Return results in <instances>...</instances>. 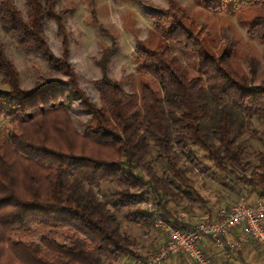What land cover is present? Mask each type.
I'll list each match as a JSON object with an SVG mask.
<instances>
[{"label": "trees", "instance_id": "obj_1", "mask_svg": "<svg viewBox=\"0 0 264 264\" xmlns=\"http://www.w3.org/2000/svg\"><path fill=\"white\" fill-rule=\"evenodd\" d=\"M202 2L228 14L264 6V0ZM55 3L23 0V15L13 0H0V29L21 52L37 51L66 78L21 90L0 44V121L6 123L0 129V264L117 263L137 247L119 213L127 222L150 226L156 215L173 228L191 229L180 213L207 204L187 177L209 171L197 153L222 188H249L264 201V80L254 83L255 59L248 60L247 75L238 74L232 50L215 53L167 0V9L146 8L147 16L160 39L195 57V74L138 45V69L148 81L126 93L105 74L111 48L92 83L96 106L75 83L66 58V11L56 12ZM45 20L60 37L58 59L46 46ZM246 35L264 44L263 16L253 18ZM72 101L89 116L81 131L71 121ZM35 229L37 240L29 237Z\"/></svg>", "mask_w": 264, "mask_h": 264}, {"label": "rangeland", "instance_id": "obj_2", "mask_svg": "<svg viewBox=\"0 0 264 264\" xmlns=\"http://www.w3.org/2000/svg\"><path fill=\"white\" fill-rule=\"evenodd\" d=\"M172 1L190 18L198 37L203 39L210 49L215 53L222 48L227 52L232 50L231 63L238 74L247 75V62L253 58L258 62V73L254 83L264 80L262 60L264 44L246 35V29L253 22V18L264 17V6L250 7L228 14L224 11L206 9L202 0ZM13 2L24 15L23 0ZM146 8L167 9V0H56L55 11H66L63 28L67 62L73 70L78 89L91 104L96 106L99 104L92 83L101 77L98 62H101L106 51L111 48L113 51L104 62L105 74L116 81L126 93L138 92L139 84L148 81L147 76L138 69L134 51L138 45L149 51H161L167 58H172L180 70L195 74V57L178 48L173 42L160 39L153 30ZM43 30L49 52L55 59L60 58L61 40L55 25L52 21L45 20ZM0 44L5 58L17 73V82L21 90L31 91L36 86L66 80L59 71L50 67L37 51L21 52L16 47L14 38L1 29ZM0 89L5 88L0 85ZM70 116L77 131L82 130L83 123L89 117L77 107V101L70 104ZM5 126L6 123L0 121V129ZM251 144L254 145L253 142ZM197 158L201 162V168L209 171L201 173L200 170H196L194 174L187 175L194 182L195 190L207 197L223 194L224 188L221 187L223 181L214 174L210 163L201 153H197ZM117 217L122 221L126 233L137 242V247L133 256L122 257L114 264H136L145 254L154 252L160 246L155 248L142 246L150 238L158 237L159 231L152 225L127 222L123 213L117 214ZM30 233L29 237L37 240L40 230L35 229ZM175 259L179 260V264H191L183 255Z\"/></svg>", "mask_w": 264, "mask_h": 264}, {"label": "built area", "instance_id": "obj_3", "mask_svg": "<svg viewBox=\"0 0 264 264\" xmlns=\"http://www.w3.org/2000/svg\"><path fill=\"white\" fill-rule=\"evenodd\" d=\"M148 212L153 215L150 205ZM151 225L160 231L164 241L152 253L145 254L136 264H161L170 256L184 255L192 264H212L199 248L205 238L222 246V240L236 230L235 241L230 249L238 248L243 243L253 242L264 255V201L249 199L243 194L222 208L215 220L204 215L191 229L181 231L163 222L153 215ZM225 244V243H224Z\"/></svg>", "mask_w": 264, "mask_h": 264}, {"label": "crops", "instance_id": "obj_4", "mask_svg": "<svg viewBox=\"0 0 264 264\" xmlns=\"http://www.w3.org/2000/svg\"><path fill=\"white\" fill-rule=\"evenodd\" d=\"M252 143V142H251ZM255 146V142H253ZM223 194L217 196H208L201 194L206 200L205 208H195L191 214L180 213V218L188 221L190 227H193L204 215L209 220H215L218 212L232 203L240 194H245L249 199H258L256 194L249 188L232 186L229 189L222 190ZM139 223V222H138ZM143 224V223H142ZM158 231V230H156ZM158 237L150 238L148 242H144L142 246L155 248L164 241V236L160 231ZM236 230L230 232L223 240L222 246H217L208 238L202 240L199 245L200 251L209 258L212 264H264V255L261 250L253 242L243 243L238 248L230 249L229 245L235 241ZM155 238V239H154ZM225 243V244H224ZM137 246V242H136ZM140 251V249H138ZM180 255L170 256L164 264H179V260L175 259ZM184 256V255H183ZM186 257V256H185ZM184 264V263H182ZM188 264V263H187ZM192 264V263H191Z\"/></svg>", "mask_w": 264, "mask_h": 264}]
</instances>
